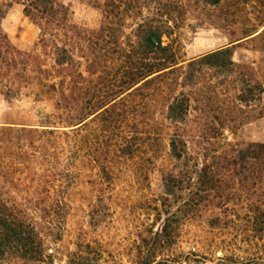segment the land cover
<instances>
[{
    "label": "trees",
    "instance_id": "trees-1",
    "mask_svg": "<svg viewBox=\"0 0 264 264\" xmlns=\"http://www.w3.org/2000/svg\"><path fill=\"white\" fill-rule=\"evenodd\" d=\"M15 3L39 29L29 49L2 25ZM91 5L97 27L72 21L60 0H0V95L50 107L0 122V264H54L83 183L99 200L93 218L104 197L105 218L115 205L132 224L133 264H264V142L229 136L264 118V0ZM200 29L228 42L185 58ZM255 40L262 56L236 60ZM76 245L67 264L100 260L83 236Z\"/></svg>",
    "mask_w": 264,
    "mask_h": 264
},
{
    "label": "rangeland",
    "instance_id": "rangeland-1",
    "mask_svg": "<svg viewBox=\"0 0 264 264\" xmlns=\"http://www.w3.org/2000/svg\"><path fill=\"white\" fill-rule=\"evenodd\" d=\"M70 6V16L72 21L84 24L90 27H97L100 20L99 11L91 5L93 0H60ZM23 4L15 3L10 9L8 15L2 22L5 32L9 39L21 49H29L38 41L39 29L23 12ZM228 42L226 37L219 31L213 29H200L185 41L184 56L192 58L202 55L206 52L213 51ZM235 58L239 61L252 62L258 60L262 56L261 43L258 41H248L243 46L235 49ZM46 103H35L31 99L7 101L0 95V122H17L21 118L36 120L41 113L46 112L50 107L45 106ZM229 136L235 140L243 141H261L264 142V118L258 119L253 123L242 127L237 134ZM150 183L153 191H158L160 186L159 175L151 174ZM124 182V181H123ZM119 184L117 192L122 198L126 195L124 188ZM123 188V189H122ZM122 189V190H121ZM135 193V192H133ZM137 193V192H136ZM135 193V194H136ZM96 195L92 193L90 184H82L77 189L76 195L73 197V210L67 220V230L62 240L58 243V254L54 264H67L66 260L70 252L77 249V241L83 236L86 241H90L91 248L88 250L93 253H100V260L95 264H133V255L135 252L136 235L132 231V224L128 220H124L117 213L120 209L111 206V215L116 219L110 221L105 218L107 213L106 203L108 200L103 197V218H93L95 208L92 204L97 200ZM137 195L129 197V202L135 199ZM126 201V199H125ZM97 203L99 200L96 201ZM122 202V201H121ZM120 204V203H119ZM122 211V209H120ZM118 215V216H117ZM110 221V223H109ZM131 229V230H130ZM208 230V231H207ZM209 228L205 226L203 231L197 229L203 238V243H208L213 237L214 232H209ZM231 235L222 234L220 237L228 239ZM203 243L201 245H203ZM53 247V246H52ZM189 244L184 242L181 249L185 252L190 250ZM201 252L204 250L198 246ZM217 253V251L215 252ZM220 250L218 254L220 255ZM205 261V260H203ZM209 261V260H208ZM182 264H211L210 262H183Z\"/></svg>",
    "mask_w": 264,
    "mask_h": 264
}]
</instances>
